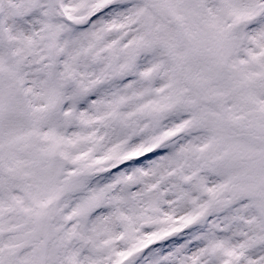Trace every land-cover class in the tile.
<instances>
[{
	"label": "snow or ice",
	"instance_id": "6c2138e0",
	"mask_svg": "<svg viewBox=\"0 0 264 264\" xmlns=\"http://www.w3.org/2000/svg\"><path fill=\"white\" fill-rule=\"evenodd\" d=\"M0 264H264V0H0Z\"/></svg>",
	"mask_w": 264,
	"mask_h": 264
}]
</instances>
